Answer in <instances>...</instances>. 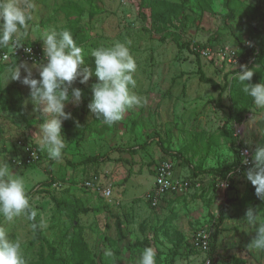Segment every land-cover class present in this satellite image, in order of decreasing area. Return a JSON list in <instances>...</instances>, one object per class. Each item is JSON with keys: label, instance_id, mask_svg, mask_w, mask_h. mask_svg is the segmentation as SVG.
I'll return each instance as SVG.
<instances>
[{"label": "rangeland", "instance_id": "374dc122", "mask_svg": "<svg viewBox=\"0 0 264 264\" xmlns=\"http://www.w3.org/2000/svg\"><path fill=\"white\" fill-rule=\"evenodd\" d=\"M167 1V19L159 28L150 18L147 0H35L38 11L21 43L42 44L43 33L75 25L82 34L78 45L84 49L85 63L94 70L91 50L130 41L137 62L133 92L146 99L143 106L127 110L122 120L108 126L88 109L97 77L86 84L74 81L83 97L79 106L66 103L72 118L63 123L67 145L59 162L49 158L40 142L39 126L46 118L43 106L34 108L30 89L9 79L16 63L34 62L0 64V160L25 178L27 192L34 190L28 195L32 210L65 264H138L147 246L157 250V264H237L236 257L245 259V264H264V252L248 247L255 229L245 218L252 207L264 222V201L242 207L241 214L235 211L223 222L218 219L227 200L250 189L255 192L245 176L252 164L242 165L241 151L248 148L252 161L255 148L264 143V110L256 108L235 75L247 65L256 71L251 83L264 79V56H256L264 43V0H232L234 18L226 17V0H210L209 7L202 0ZM203 48H209V55L201 54ZM226 50L236 52L235 60L226 56ZM32 73L39 78L38 69ZM202 75L222 89L204 82ZM246 106L250 108L245 110ZM240 112L245 117L238 121ZM20 140L38 150V161H28ZM130 147L136 152L115 150ZM106 153L109 161H86ZM165 160L175 162L178 175L186 176L191 187L184 193H169L151 206L148 192ZM52 161L55 183L49 186L44 183ZM227 166L233 168L224 174L209 171ZM192 167L201 172L194 175ZM226 177L230 185L223 188L218 182ZM108 188L112 196L107 198L103 192ZM65 192L92 209L79 215L78 226L53 200ZM0 227L22 242L28 264H48L50 248L34 240L26 215L11 222L0 216ZM199 232L210 235V252L195 244ZM80 233L78 247L72 240ZM136 242L141 245L130 247ZM106 249L111 256L105 255Z\"/></svg>", "mask_w": 264, "mask_h": 264}, {"label": "clouds", "instance_id": "9594fccd", "mask_svg": "<svg viewBox=\"0 0 264 264\" xmlns=\"http://www.w3.org/2000/svg\"><path fill=\"white\" fill-rule=\"evenodd\" d=\"M37 11L35 0H0V48H19L26 37L28 22ZM40 41L47 63L34 62L31 66L26 62L16 63L9 70V79L30 89L34 108L41 110L43 106L41 111L46 118L39 126V135L50 159L61 161L67 145L62 135L63 123L71 119L72 114L65 111L66 103L79 106L82 102L83 90L73 87L74 81L86 84L93 75L97 77V82L92 85L88 109L108 126L122 120L127 110L146 103L144 97L133 92L137 86L134 77L137 62L130 52V41H117L111 46L91 50L95 58L94 70L86 65L84 49L76 43L70 30L52 29L43 33ZM25 51L31 52V48H25ZM33 68L38 69L39 78L33 77ZM21 69L26 73L23 77ZM254 72L253 68L241 65L235 79L243 85V92L252 98L256 108L264 110V79L251 83ZM244 163H248L246 158ZM251 164L245 173L246 179L255 187L256 196L264 201V143L255 148ZM21 215H26L28 220H34L36 216L27 194L26 180L0 160V216L11 222ZM245 218L255 229L248 247L264 252V222L260 221L258 211L249 207ZM36 227V224L32 225L33 229ZM105 255L111 256V250L106 249ZM0 264H28L22 242L10 238L4 227H0ZM138 264H157V250L152 246L145 247Z\"/></svg>", "mask_w": 264, "mask_h": 264}, {"label": "trees", "instance_id": "16d2710c", "mask_svg": "<svg viewBox=\"0 0 264 264\" xmlns=\"http://www.w3.org/2000/svg\"><path fill=\"white\" fill-rule=\"evenodd\" d=\"M231 2H232V0H226L227 7L229 8V11H228L227 16H226L227 18H234L235 14H236L235 10L231 7ZM202 3L206 7H209L208 5L210 4V0H202ZM168 5H169V2L167 0H147V6L150 10V18L156 27L160 28L161 26H163L165 24L166 19H167L166 14H167V10H168ZM63 29H68L71 31L73 38L77 44H79L81 42L82 34H81L80 29L77 26L66 25V26L60 28V30H63ZM26 43H28V42H26ZM32 43L42 45L41 43H37V42H32ZM246 47L252 51H254L256 49L255 45H250V46L246 45ZM7 49L8 48H0V53H2L3 51H5ZM258 55L261 57L264 56V43L263 44L261 43L260 53L257 54L256 56H258ZM245 61H247V59H245ZM0 64L5 65V63H3V62H0ZM8 64H10V65L15 64V61H12ZM202 80L204 82L210 83L215 89L221 88L215 80L208 78L205 75H202ZM252 103H253V101H252ZM249 108H250L249 106H246L244 109L246 110ZM247 111H249V110H247ZM245 112H240L238 114V118H237L238 121H241L244 119ZM115 150H129L132 153L136 152L134 147L116 148ZM177 154H179V153H177ZM109 159H110V154L106 153L104 155L89 156L86 159V161L101 163L104 161H109ZM52 165H53V161L49 165V175H50L49 179L44 183V184L49 185V186H52L55 183V178L52 174ZM232 168H233L232 166H227V167H223V168H214V169H211L209 171H213V172L218 173V174H224L226 171H229ZM192 171H193L194 175H198L201 172V171H197L193 167H192ZM231 184H233V181H231ZM33 193H34V190L27 192L28 195H32ZM166 196H164V198ZM53 200H54L58 210H63L68 214L69 220L73 225H75V223H76L78 226L80 214H87L92 210L89 206L84 204V202L82 201L81 198L77 197L74 194H69V193L66 194V192H65V194H63L62 196H59V197L53 196ZM260 202H261V200L256 196L253 189H250L249 191L245 192L243 194V196L236 195L235 197H232L229 200H227L225 205L222 207L220 214L218 216L219 222H223L226 218L231 216L235 211L237 214H241L242 207L253 206V205L258 204ZM149 203L152 206V202L150 200H149ZM33 224L37 225V227L35 229L32 228L33 232H34V240L40 241L42 243H46L48 245V247L50 248V254L47 257V263L48 264H65V259L62 256L57 254V250H56L55 246L53 245V243L49 242V240L46 238V236L41 231V227H40L37 215L35 216L34 220H31V225H33ZM119 229L121 230V226H119ZM82 239L83 238H82L81 233L79 234L78 238H77V236H74L73 240H72L73 244L78 246V247L81 246ZM137 245H141V243L140 242L133 243L130 247L135 248V247H137ZM233 262H235L237 264H245L246 260L243 258L236 257V258H233Z\"/></svg>", "mask_w": 264, "mask_h": 264}, {"label": "built area", "instance_id": "2783aa9c", "mask_svg": "<svg viewBox=\"0 0 264 264\" xmlns=\"http://www.w3.org/2000/svg\"><path fill=\"white\" fill-rule=\"evenodd\" d=\"M29 47L31 48V52H26L25 48ZM200 51L203 56H207L211 52L209 48H203ZM225 54L231 61L236 58V52L234 50H226ZM20 60L47 63V60L43 55L42 46L39 44L23 43L19 48L14 50L8 48L0 53V62L10 63L12 61ZM19 145L25 149L28 161H38L40 159L38 150L33 146L26 144L23 140L19 141ZM241 154L243 157L242 165L249 167L251 165V154L249 149H242ZM245 158L248 160L247 164L244 163ZM218 184L223 188L229 187L230 182L228 177L220 179ZM190 187V180L186 176L178 175L175 162L172 160H165L157 167L154 187L148 192V198L152 202L153 206H157L167 194L184 193L188 191ZM103 193L107 198L112 196L111 188L106 189ZM195 244L201 248L203 252H210V235L206 232H199L195 238ZM207 262H211L210 258H208Z\"/></svg>", "mask_w": 264, "mask_h": 264}]
</instances>
